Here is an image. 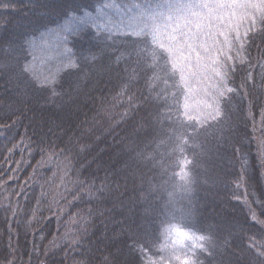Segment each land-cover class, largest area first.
Returning <instances> with one entry per match:
<instances>
[{
  "label": "trees",
  "instance_id": "obj_1",
  "mask_svg": "<svg viewBox=\"0 0 264 264\" xmlns=\"http://www.w3.org/2000/svg\"><path fill=\"white\" fill-rule=\"evenodd\" d=\"M190 2L0 0V167L25 168L0 205V264H190L205 234L203 264H264V229L251 219L264 214V153L240 146L233 118L248 92L264 96L255 85L246 93L244 76L258 69L220 56L232 77L221 98L229 131L195 133L160 43L122 30L139 11ZM259 23L248 42L264 38ZM46 41L54 55L39 65ZM182 126L190 135L179 145L172 132ZM68 226L79 243H60ZM164 227L194 241L176 251Z\"/></svg>",
  "mask_w": 264,
  "mask_h": 264
},
{
  "label": "rangeland",
  "instance_id": "obj_2",
  "mask_svg": "<svg viewBox=\"0 0 264 264\" xmlns=\"http://www.w3.org/2000/svg\"><path fill=\"white\" fill-rule=\"evenodd\" d=\"M240 5L255 7L246 9L239 7ZM170 7L167 6L151 13L139 11L143 18L134 17L128 20L122 30L137 34L139 37L142 36V33L147 32L149 37L160 43V47L164 50H162L163 53L167 54L165 57H169V67L178 71V75L176 77L173 75L168 81L172 79L170 83L176 85L173 86V90L179 91V102L185 109L184 115L191 121V129L195 133L210 132L211 126L216 129V132L221 128L224 130L223 123L226 120L223 121V119L226 117L227 108L221 98H223L222 94L227 91L232 77L229 74L225 75L220 56L228 54L229 61L232 63L235 56L234 45L243 43L246 46V54H250L248 59L251 71L254 68L258 69L256 75L253 72L250 78L244 76L246 78L244 83L246 93L254 85L256 88L260 86L264 88V38L252 39L248 42L250 33L248 29L253 24L257 28L260 27L256 17L252 16V12L254 11L257 16L264 14V0H191L188 6L185 4V7L176 9ZM249 16L252 17L251 20L247 19ZM50 39L52 38H49V41H51ZM45 43L35 55L39 60L34 58L39 65L54 55L51 47L49 48V42ZM163 53H158L160 59L165 58ZM240 71L245 72L244 69ZM251 93L246 94L247 103L239 106L233 118L242 125L240 146L248 151L256 149L257 154L261 157L260 160H262L264 140L259 137V134L262 133V130L264 132V96L260 92H256L255 95ZM182 127L184 132L182 128L172 132L173 137L178 138L179 145L181 138L190 135L186 133L188 128ZM228 131L227 127L222 132ZM254 136H256L255 139ZM196 137H200V134L197 133ZM171 144V147H174L175 144L173 142ZM250 157L252 159L253 155ZM168 159L172 160L171 157ZM185 165L186 163H183L181 168H185ZM21 166V163L14 164L10 160L7 161L5 167H0V205L8 197L9 192L15 190L13 180L18 183L20 177L23 176L25 168H21ZM260 174L262 173H259L257 179L259 185ZM181 175L180 179L188 185L190 176L185 173V170H182ZM251 175L250 180L252 181ZM10 184L13 186L10 187ZM21 184L26 185V180ZM8 187L12 190L9 191ZM257 190L260 193L259 188ZM261 217L264 219V214ZM228 226L230 225L228 224ZM163 230V239L167 238L170 241V247L176 251L185 249L180 245L194 241V237L189 232L179 230V228L164 227ZM258 230L260 231V228ZM164 242L167 244L166 239ZM175 245L180 246L179 249L175 248Z\"/></svg>",
  "mask_w": 264,
  "mask_h": 264
},
{
  "label": "clouds",
  "instance_id": "obj_3",
  "mask_svg": "<svg viewBox=\"0 0 264 264\" xmlns=\"http://www.w3.org/2000/svg\"><path fill=\"white\" fill-rule=\"evenodd\" d=\"M239 7H243L246 9H252L255 6L253 5H240ZM252 16L256 17L257 22H259L260 20H264V14L257 16L256 13L253 11L252 12ZM251 16L247 17L248 20H251ZM241 27L243 28L244 25L242 24ZM259 29L257 28V26L255 24H253L248 31L250 33H255L256 31H258ZM234 51H235V56L234 59L236 61H238L240 64H245L247 62V55H246V46L241 43L238 45H234ZM228 67H230V65L225 66L224 71H225V75L227 76L228 72L227 69ZM81 151H83V148H81ZM89 193V187L83 186V187H79V191L78 192H70L69 195H73L75 196H79V195H86ZM93 217L91 214H87L85 216L82 217L83 220V224H88L91 223ZM251 219L258 223L260 226L264 227V219H258L257 216L255 215V213L252 214ZM28 223L31 224L32 223V219L28 220ZM80 234H78L71 226L66 227L62 238L60 240V243H67L70 246L71 245H75L77 243L80 242ZM54 239H56L54 237ZM212 236L210 234H205L203 237V244L201 245L200 249H198V252H204L205 255H211V251L208 247V245L210 244L211 240H212ZM56 245H53V247H55ZM198 252H193L191 254V259H190V264H203L202 259L200 258V256L198 255Z\"/></svg>",
  "mask_w": 264,
  "mask_h": 264
}]
</instances>
